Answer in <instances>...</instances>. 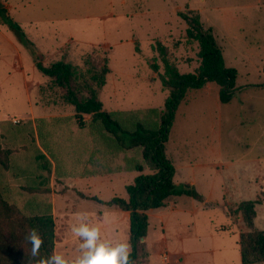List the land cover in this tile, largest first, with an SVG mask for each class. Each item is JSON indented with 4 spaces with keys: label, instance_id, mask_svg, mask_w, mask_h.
I'll return each instance as SVG.
<instances>
[{
    "label": "rangeland",
    "instance_id": "obj_1",
    "mask_svg": "<svg viewBox=\"0 0 264 264\" xmlns=\"http://www.w3.org/2000/svg\"><path fill=\"white\" fill-rule=\"evenodd\" d=\"M7 2L12 5V15L37 45L42 35L53 40L54 27H60L57 45L48 40L41 44L43 51L39 57L45 64L65 59L85 68L90 53L102 61L105 56L109 57L111 71L100 89V98L108 110L164 106L169 90L160 78L164 62L154 47L156 41L161 40L168 46L171 59L181 71H194L201 61L200 46L197 40L187 37L188 23L180 12L193 9L201 14L206 25L213 26L226 64L238 69V88L227 102L219 99L220 86L215 82L211 83L212 88L190 89L186 100L177 108L168 146L180 179L189 173L184 166L190 161L204 164L207 171L216 168L213 163H224V167H219L228 192L224 195L219 191L215 196L219 202L208 201L205 207L193 213H172L165 225L157 215L158 208L149 210L145 251L136 264H244L238 243L242 221L229 215L226 204L253 196L243 194L249 188L241 182L249 177L254 184L252 188H264V171L251 175L260 165L264 169V0ZM35 19L37 21L33 22ZM4 45L2 40L0 55L5 52L9 55L2 54L4 57L0 58V123L7 122L12 127L32 123L29 132L37 133L35 123L40 118L75 114L73 105L63 101L55 89L48 88L47 75L37 68L33 72L27 65L25 75L21 64L15 66L14 56H10L13 49L10 52L7 47L4 51ZM154 63L158 64L157 70ZM80 117L87 119L90 115ZM15 138L27 142L23 134L17 133ZM38 159L41 162V158ZM138 173H98L77 176L79 179L74 181L69 177L60 182L54 164L52 171L46 173L49 180L45 185L52 189L53 204H57L64 190L69 188H83L109 199L115 194L127 195L126 184ZM212 173L208 180L201 178L198 183L201 188H217L218 178ZM192 198L184 194L180 198L173 196L167 202L178 200V205L190 207ZM70 201L81 202L90 211L100 206L97 201L78 195H73ZM259 211L256 225L263 226L264 204L259 205ZM58 215L56 229L62 237ZM129 226L128 220L121 221L113 234L104 235L102 239L128 241ZM78 244L79 240L60 246L58 253L75 258ZM179 251L185 255H180Z\"/></svg>",
    "mask_w": 264,
    "mask_h": 264
},
{
    "label": "trees",
    "instance_id": "obj_2",
    "mask_svg": "<svg viewBox=\"0 0 264 264\" xmlns=\"http://www.w3.org/2000/svg\"><path fill=\"white\" fill-rule=\"evenodd\" d=\"M180 13L188 23L187 37L199 42L198 68L181 71L171 59L168 46L157 40L154 47L164 62L160 78L169 90L164 106L108 110L100 98V89L111 71L109 57L102 61L90 53L85 68L65 59L45 64L35 42L0 1V22L6 23L29 49L38 69L49 77L48 88L55 89L75 109L72 116L40 118L35 123L37 133L29 132L32 123L13 127L7 122L0 123V264H25L30 253L25 236L31 229L39 233L42 241L33 259L56 253L60 235L52 189L45 185L49 180L46 173L52 171L54 164L60 182L98 173L139 172L126 184L127 196L115 194L103 199L81 192L86 198L129 211V264H136L145 251L150 209L165 206L171 197L178 195L203 199L194 184L177 183L174 179L176 166L168 146L171 128L179 104L192 88L215 82L220 86V99L230 101L238 88V69L226 64L213 26L206 25L199 12L189 9ZM153 67L157 70L158 64ZM83 114L90 118L82 119ZM17 133L26 136L27 142L18 141ZM99 167L104 168L100 171ZM252 195L226 204L229 215L242 221L238 243L244 264L264 263V226L255 222L258 206L264 204V188Z\"/></svg>",
    "mask_w": 264,
    "mask_h": 264
},
{
    "label": "crops",
    "instance_id": "obj_3",
    "mask_svg": "<svg viewBox=\"0 0 264 264\" xmlns=\"http://www.w3.org/2000/svg\"><path fill=\"white\" fill-rule=\"evenodd\" d=\"M0 1L3 2V4L9 9L10 13L12 14V12H13L12 11V5L10 3H8L7 0H0ZM36 21H37V19H35L33 22H36ZM59 28L54 27V30L52 31L53 38H54L53 40H48V38H46V35L41 36V39L39 41L40 45L36 44V46L39 50V53L41 51H43V47H41V44H42V42L45 44L44 40H46V41L48 40L50 43L57 45V41L59 40L57 37L59 35V31H60ZM2 40L5 43L4 51L8 50L7 47H9L10 52H12V49H13L14 53L13 52L10 53V56L11 57L14 56L13 58L15 59V62H14L15 66H17L18 63L21 64V71L25 75L27 74V70H28L29 66L33 70V72L36 71V68L38 69V67L36 66V61H35L33 55L31 54V52L29 51V49L27 47H25L18 40V38L16 37L14 32L9 28V26L6 23L0 22V42H2ZM2 54L0 55V58H3L4 57L3 55L8 56L9 52H5L3 55ZM25 65L28 66L27 69H26ZM9 74H11V73L9 72ZM211 83L212 82H208V83H206V85L203 86L204 88H202V87L201 88L202 89L212 88ZM201 88H197V89H201ZM189 91L190 90H188V92H187L186 98L188 97ZM218 96L220 99V92H219ZM186 98L183 101H185ZM181 103L178 106L179 108L181 107ZM169 140H170V138H169ZM213 164H216V166H215L216 168H213V169L211 168L209 171H207L204 168L205 167L204 164L193 163L192 161H190L188 164H186L184 166L185 168L188 169L189 173L186 176L181 177V179L177 177L178 173H180V171H178V168H176V173H175V177H174L175 181L177 183L190 182V183L194 184L196 186V188L203 194V199L200 200V199H197L195 197L192 198V200L190 202V207L178 205V202H179L178 200H173L172 203H170V204L167 202V204L165 206L158 208L159 212L157 214L158 217H160V219L164 225L166 224L165 223L166 219L169 216H171V214L174 212H176V213L177 212H183V214L193 213V212L197 211L199 208L205 207L206 202H208V201L219 202V200L215 197V196H217V194H220L219 191L222 192L224 195L227 194V192H228V190L226 189L227 183H226V180L222 176L223 171L221 170V167L222 166L224 167V163H219V164L213 163ZM219 165L220 166L222 165V166L219 167ZM261 171H264L262 165L258 166L257 171L255 173L252 172L251 175L256 174L253 176H257L259 174V172H261ZM210 172L212 175H213L212 172H214L216 179L218 178V181L216 184L217 188H201L200 185H198V183L202 179L208 180L210 178ZM73 178L74 179L72 181L79 179L78 177H73ZM251 181L252 180L249 177L247 180H245V181L243 180V182H241V184H245L247 186L246 188H249L247 191H244L245 193H243V194L252 195L259 189V188H252L254 184L252 183L253 181L252 182ZM240 188H242V187H240ZM79 192H83L84 194H88V195L97 194V193H94L91 191H87L83 188H77V189L76 188L75 189L69 188L67 190H64V194L62 193L63 196H62V198H60L59 202L57 203L58 205L56 203H54L55 206H54L53 211L56 215L55 219H56L57 213H58L59 214L58 218L61 220L60 226L62 228V237L60 235L59 240L56 241V246H55V252L56 253H58L60 246H63V245L65 246L67 244L74 243L77 240H79V238L71 231V225L80 222V215L79 214L82 211H87L88 222L90 224H95V225L99 226L101 238H102V236L107 235L109 233L113 234V231L115 229H117V227L121 223V221L127 222V220H128V222L130 223V213L127 210H124V209H121L118 207L109 206L103 202H99V201L95 200L99 203L100 206L98 208H96L94 211H90V210H87V208H88V207H86L87 205L84 206V205H82L81 202H79V203L71 202L70 199H71V197H73V195H78L80 198L86 199V200L87 199L94 200L91 198L84 197ZM127 195H128V193H127ZM127 195H123V196H127ZM181 196L182 195H178V198H180ZM191 197H193V196H191ZM197 201H199V202H197ZM259 218H260V211H259V206H258V216L256 217V220L259 221ZM256 220H255V222H256ZM258 226H260V225H258ZM168 252H170V251H168ZM178 253L180 255L184 254V252H182V251H179Z\"/></svg>",
    "mask_w": 264,
    "mask_h": 264
},
{
    "label": "clouds",
    "instance_id": "obj_4",
    "mask_svg": "<svg viewBox=\"0 0 264 264\" xmlns=\"http://www.w3.org/2000/svg\"><path fill=\"white\" fill-rule=\"evenodd\" d=\"M80 222L71 225V231L79 238L78 253L68 258L62 253H53L46 258L36 257L41 237L35 229L26 232L30 253L25 264H129L131 245L125 240L115 242L100 237L98 225L88 222L87 211L80 212Z\"/></svg>",
    "mask_w": 264,
    "mask_h": 264
},
{
    "label": "built area",
    "instance_id": "obj_5",
    "mask_svg": "<svg viewBox=\"0 0 264 264\" xmlns=\"http://www.w3.org/2000/svg\"><path fill=\"white\" fill-rule=\"evenodd\" d=\"M14 121H19V118H14Z\"/></svg>",
    "mask_w": 264,
    "mask_h": 264
},
{
    "label": "water",
    "instance_id": "obj_6",
    "mask_svg": "<svg viewBox=\"0 0 264 264\" xmlns=\"http://www.w3.org/2000/svg\"><path fill=\"white\" fill-rule=\"evenodd\" d=\"M142 239H144V237H142Z\"/></svg>",
    "mask_w": 264,
    "mask_h": 264
}]
</instances>
